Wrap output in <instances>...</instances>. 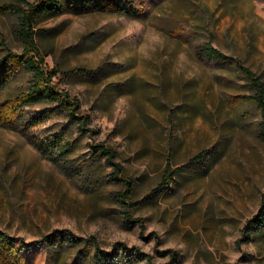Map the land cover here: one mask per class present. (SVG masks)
<instances>
[{
  "label": "rangeland",
  "instance_id": "374dc122",
  "mask_svg": "<svg viewBox=\"0 0 264 264\" xmlns=\"http://www.w3.org/2000/svg\"><path fill=\"white\" fill-rule=\"evenodd\" d=\"M129 1L137 16L63 13L37 24L54 81L98 132L80 133L42 100L0 123V231L27 244L21 258L3 249L0 264H94L79 246L49 248L42 235L56 231L95 236L111 264H264V225L241 240L259 213L264 140L238 67L264 81V0ZM16 25L0 14V41L20 52ZM209 37L225 61L198 53ZM29 86L15 74L0 103ZM97 143L133 180L128 217Z\"/></svg>",
  "mask_w": 264,
  "mask_h": 264
},
{
  "label": "trees",
  "instance_id": "16d2710c",
  "mask_svg": "<svg viewBox=\"0 0 264 264\" xmlns=\"http://www.w3.org/2000/svg\"><path fill=\"white\" fill-rule=\"evenodd\" d=\"M99 11L138 15L135 12L133 3L129 0H14L0 4V14L16 16L17 25L14 34L21 44V51L17 52L6 41H0V90L8 84L15 74L21 73L30 76V86L27 90L0 103V123L9 125V120L13 118L18 109L42 100L52 104L53 109L61 110L68 119L76 123L80 133H88L91 137L97 134L98 131L91 127L90 115L81 110L78 97L61 88L54 81L53 78L57 73L56 68L47 66L45 54L39 47L36 34L37 24L41 19L63 13L84 14ZM198 53L225 61V55L218 48L212 46V37H209L207 44L203 45ZM238 67L250 88L251 94L248 96L259 110L258 136L264 140V81L245 65L238 64ZM94 147L96 153L104 156L106 162L112 168V179L121 181L124 186L119 191L118 200L126 205L127 208L124 213L128 217L130 201L127 199L130 198L133 192V180L123 176V166L116 159L117 152L114 148L108 147L104 143H97ZM164 175H166V172H164ZM171 176L168 177L171 178ZM258 212V214L248 219L244 225L245 232L241 240L248 241L252 231L264 225V191L261 193ZM56 232V234L42 235L49 248L56 249L61 243L79 246L82 249L81 258L85 261L94 264H98V262L111 264L108 258L109 253L99 248L95 236L84 237L75 236L71 233L65 234L62 231ZM25 245L27 244L23 240L17 239L5 231H0L1 258L5 257L2 253L3 249L7 252H13L12 257L14 258H21V250ZM28 264L35 263L28 262Z\"/></svg>",
  "mask_w": 264,
  "mask_h": 264
}]
</instances>
